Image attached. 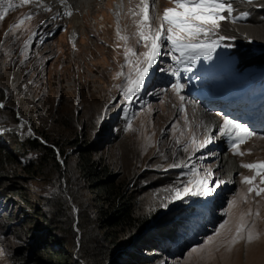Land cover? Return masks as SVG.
<instances>
[{
  "label": "rangeland",
  "instance_id": "1",
  "mask_svg": "<svg viewBox=\"0 0 264 264\" xmlns=\"http://www.w3.org/2000/svg\"><path fill=\"white\" fill-rule=\"evenodd\" d=\"M42 1L46 0H31L29 4L0 0V104L4 105L0 108V135L4 134L0 137V162L3 152L11 156L0 172V197L12 203L8 213L0 217V264H33L36 258L31 247L47 232L43 218L64 200L58 187L67 184V177L60 176L51 162L31 169L37 154L27 152L18 143L17 139L31 136L32 129L50 143L59 144L56 146L64 153L61 160L65 163L58 160V165L65 164L66 174L75 169L74 142L97 143L93 148H103L98 155L112 173L122 175L131 185V195L137 200L133 209L136 221L154 224L153 228L168 223L171 226L176 221L173 242L179 247L188 238L196 239L177 257H169L164 251H139L153 264H260L264 257V193L256 196L255 191L264 188V171L259 176L254 169L242 167L243 174L231 180L234 183L228 192L216 191L211 197L188 196L183 202L161 207L170 196L164 191L166 187L182 186V182L193 179V166L203 175L218 153L212 151L215 145L210 143L199 147L206 135L197 123L199 113H193L192 106L185 99L181 101L173 89L159 92L163 87L155 71L132 100L125 101L122 94L128 75L134 79V68L145 59L146 44L150 46V40L142 41L140 33L150 35L156 30L164 10L176 7V0H156L159 11L154 16L149 14L146 22L143 0H135L134 5L129 0H75V9L69 1L68 6L55 5L53 1L48 6ZM242 12L248 15L235 23L231 17L220 22L218 35L234 39L222 42L233 47L224 48L229 52L221 57L216 70L226 74L223 63L233 62L238 73L230 74L226 81L234 82L243 75L246 82L253 84L264 81L263 74H256L264 71V7L259 6V0H235L233 15ZM18 16L24 17L22 23H17ZM26 16L36 17L33 26H27L30 20ZM166 59L167 56L159 57L158 66L164 67ZM161 101L171 112L158 126L161 110L157 103ZM207 114L217 115L216 111ZM255 134L246 148H239L244 155H235L240 167L264 161V136ZM214 135L221 142V137ZM190 145L194 147L185 152L184 147ZM172 163L180 167H170ZM25 164L29 166L22 167ZM244 176L256 179L249 185L243 181ZM221 180L228 181L225 175ZM249 187L254 188L252 193ZM65 198L68 199L66 195ZM216 201L223 204L222 210L215 207ZM77 209L72 206L76 216ZM209 210L212 212L208 216ZM215 210H219L216 221L203 235L207 216L214 219ZM88 213L93 215L92 210ZM222 223L224 227L220 228ZM240 224L244 229L237 236ZM188 228L193 235L186 233ZM249 233L253 236L251 242L247 240ZM52 235L62 239L59 233ZM129 235H116L107 243L114 244L113 251L119 253ZM233 237L235 244L231 243ZM234 247L236 251L229 256L227 251ZM64 248L71 251L69 245Z\"/></svg>",
  "mask_w": 264,
  "mask_h": 264
},
{
  "label": "trees",
  "instance_id": "2",
  "mask_svg": "<svg viewBox=\"0 0 264 264\" xmlns=\"http://www.w3.org/2000/svg\"><path fill=\"white\" fill-rule=\"evenodd\" d=\"M33 132L45 143L33 136L17 139L27 152L37 154L36 162L30 164L31 169L51 162L57 166L60 176H66L68 180L67 184L58 187V193L64 195L63 202L55 205L48 217L43 218L47 222V232H43L41 239L31 247L36 258L33 264H153L139 251L165 252L169 241L168 230L166 226L153 228L154 224L135 220L133 209L137 200L131 195V185L122 175L112 173L98 155L103 148L94 150L97 143L86 139L81 144L76 140L73 144L76 147L75 169H69L66 174L65 164L62 170L56 160V150L61 158L64 155L57 148L59 144L50 143L46 137ZM3 153L0 172L3 164L11 160L9 154ZM26 166L29 165L22 167ZM89 200L91 204H87ZM48 205L53 206L51 203ZM72 206L78 207V216L73 215ZM89 210H92V216H89ZM52 233H59L62 239H57ZM120 234L130 235L124 241L122 250L116 253L113 251L114 244L107 242ZM65 245H69L71 251L64 248ZM166 254L170 257V253Z\"/></svg>",
  "mask_w": 264,
  "mask_h": 264
},
{
  "label": "snow or ice",
  "instance_id": "3",
  "mask_svg": "<svg viewBox=\"0 0 264 264\" xmlns=\"http://www.w3.org/2000/svg\"><path fill=\"white\" fill-rule=\"evenodd\" d=\"M30 2L31 0H21L22 4H29ZM176 3V7L164 10L161 18L162 22L150 35L140 33L142 41L150 40V46L146 44L148 51L143 54L145 59L134 68L135 78L133 79L132 75L129 74L127 85L122 88L125 101L132 100L147 86L153 71L176 77V82L171 85V88L179 95L185 87L184 84L179 82L180 68L183 67L184 71H191V68L188 67L189 62L195 64L201 57L205 60H211L213 54L217 53V49L233 47L231 44L222 43L227 39H234V37L218 35L220 22L231 17L232 22L235 23L237 19L248 15L247 12H242L239 16L233 15L235 0H176ZM259 6L264 7V0H259ZM142 13L143 21H148L149 5L146 0ZM164 22H167V28H165ZM174 53H179V55ZM161 56H169L177 67L172 65L168 67L158 66V58ZM119 75H123V73H119ZM163 91L165 90H159L161 93ZM179 98L181 101L185 99L183 95H180ZM3 107L4 105L0 104V108ZM217 131L221 136L235 137L233 146L237 150L236 154L239 155H243L239 150V145L244 143L245 138L256 135L248 126L229 118L223 120V124L218 126ZM29 134H31V130H29ZM191 142H194V138ZM209 143H211V138L205 139L199 147L204 148ZM184 151L188 152L189 148L185 146ZM60 163H63V161L61 160ZM170 167H180V164L172 163ZM242 167L257 169L256 175H260L259 170L264 169V161L246 163ZM192 171L193 179L182 182V186L173 185L164 189L165 192L170 193V196L165 198V202L161 203V207L168 208L174 202H183L188 196L211 197L221 185L226 183L219 177L210 180L209 177L213 175L211 171L205 170L204 174L200 175V170L196 169L195 166H193ZM255 179L256 176L243 177V181L249 185ZM261 183L264 184V176L261 177ZM253 191L254 188L249 187L248 192L252 193ZM261 193H264V188L255 191L256 196H260ZM219 227L223 228L224 223ZM243 229L244 224H240L236 228L237 236ZM247 240L249 242L253 240L251 233L248 234ZM235 242L236 237H233L231 243L235 244ZM192 251H195V249H192ZM2 254L3 251L0 250V255Z\"/></svg>",
  "mask_w": 264,
  "mask_h": 264
},
{
  "label": "bare ground",
  "instance_id": "4",
  "mask_svg": "<svg viewBox=\"0 0 264 264\" xmlns=\"http://www.w3.org/2000/svg\"><path fill=\"white\" fill-rule=\"evenodd\" d=\"M51 1H53L55 5L56 4L57 5H64V3H65L66 4L65 6H68L67 5L68 2H66V1H69L72 4H75L74 9L77 8L78 3H82L81 0H79L78 3H76L75 0H46V1H42V2L45 5H48L49 6L50 4H53V3H51ZM88 1H90V0H88ZM129 1H131V4L132 5H134V4L137 3L135 0H129ZM148 5H149V14H150V16H152V15L154 16L155 13H158L159 8H158V5H157L156 0H152L151 2H148ZM18 12H19V10H18ZM32 13H36V12H32ZM32 13L30 15H32ZM27 16H29V15H27ZM50 16H52V14L49 15V18H50ZM23 18H24L23 16L22 17H19L18 16L17 23H19L20 21H22ZM27 18L30 20V22L29 21H26L25 22V23L29 22V24L27 26H33L34 22L37 20L35 16H31L30 18L29 17H27ZM246 21L247 20H245V22ZM43 24H45V23H43ZM260 72L264 75V71L263 70H261ZM177 99H178V97L176 96V98L174 100V104H177V101H178ZM163 104H164L163 101H161L160 103H157V105L159 106V108L161 110V112L159 113L160 120L158 122V126L161 124V121L162 122L164 121V116L167 117L169 115V113L171 112V110H169V108L165 109V106ZM189 107H187V111H189V109H190ZM177 109H179V105H177ZM192 110H193V113H195V114L196 113H199L200 117H199V120H197V123L201 124V128L205 129V128H208V127L210 128L211 127L210 123L214 119L213 116H209L205 112L202 113L201 111H198L196 107H192ZM183 125H187V124L184 123ZM203 131H201L200 134H203ZM205 134H206L205 135V139L211 138V143H210L211 145H215L216 147L220 146L218 144L219 143V140H218L219 138L216 137L213 133H211V130L207 129V131H206ZM205 139H204V141H205ZM249 140L251 141L252 140V137H249L248 140L244 144H242L240 146V148H244V147L246 148V146L249 144ZM193 147L194 146L190 145L189 146V150L192 149ZM243 155H244V153H243ZM238 159H239L238 157H236V156H230L229 154H227V155H224V153L214 154V157H213V160H212L213 163L209 167V171H211L215 177H219V179H221L222 175H225V177H227L228 181L226 180V183L224 185L228 186L229 184H231V180L232 179H235V178H237V177H239V176H241L243 174L244 169L242 168V166L241 167L239 166V160ZM248 161H250V160H248ZM261 175L262 174H260L259 176H261ZM232 183H234V181H232ZM235 251H236V248L234 247V248L228 250L227 253H228L229 256H233V254H234ZM260 264H264V257L260 260Z\"/></svg>",
  "mask_w": 264,
  "mask_h": 264
},
{
  "label": "clouds",
  "instance_id": "5",
  "mask_svg": "<svg viewBox=\"0 0 264 264\" xmlns=\"http://www.w3.org/2000/svg\"><path fill=\"white\" fill-rule=\"evenodd\" d=\"M229 64H230L229 62L226 63L227 66H229ZM234 67L235 66H233V69H234L233 70V74H236V73H238L237 72V68L236 67L234 68ZM157 72L158 71H155L154 73L156 74ZM229 75H230V72H228L226 74L225 79L222 82H227L226 81V78ZM234 82H245V78L243 77V75L237 76ZM229 94H231L230 93V90L227 92V95H229ZM32 133L33 134H31V137L32 136L33 137H37L41 142L45 143L41 137H38V136L35 135V133L33 132V129H32ZM3 135L4 134H1L0 137L3 136ZM10 137H12V136H10ZM55 153H56V159L58 158L57 160H61V157L59 156L57 150L55 151ZM215 205H216L215 207H217V204H215ZM11 208H12V203H10L9 201H5L3 198L0 197V217H2L4 214H7L8 213V210H10ZM219 208L220 207H218V209ZM216 211L218 212L219 210H215L214 213H216ZM73 215L76 216V213H73ZM216 215H215V220L214 221H210L208 219L207 222L204 223V231H203L204 233H203V235H206L208 229L214 225V223L216 221ZM175 223H176V221H175ZM175 223H173L171 226H167L170 223H168L166 225V228L168 230V235H169V241H168V245L166 246L165 252L170 253V257H173V256L177 257V256H179L181 254V252H183L182 250H183L184 247L189 246L190 244H192V243H194L196 241V239L194 240L193 238H188V241L186 240L185 244H183L182 246L179 247L178 245H176L173 242V238H175V236H176L175 234H173V227H174ZM186 233H189V235H191V234L193 235V231H192L191 228H188L187 231H186ZM199 235H200V233H197L196 234V237L197 236L199 237ZM188 237H191V236H188ZM171 245H173V246H171Z\"/></svg>",
  "mask_w": 264,
  "mask_h": 264
}]
</instances>
